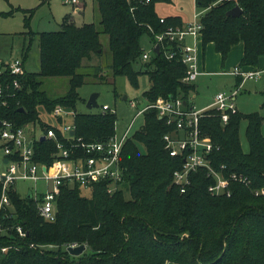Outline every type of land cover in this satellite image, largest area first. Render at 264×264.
<instances>
[{"label":"trees","instance_id":"1","mask_svg":"<svg viewBox=\"0 0 264 264\" xmlns=\"http://www.w3.org/2000/svg\"><path fill=\"white\" fill-rule=\"evenodd\" d=\"M93 1L97 25L78 26L68 14L58 31L23 33L38 39V72L27 71L23 64V75L12 76L0 60L4 66L0 71V118L18 127L38 123L43 128L39 108L51 111L62 106L73 112L75 137L84 142L106 141L115 133L116 113L78 112L76 108L81 101L78 89L88 76L83 72L85 62L94 55L102 56L101 35L107 37L113 78L125 77L138 88V78L147 77L149 87L141 95L147 102L177 95L188 100L195 86L182 82L186 66L178 56L167 60L161 48L158 55L140 62L143 36L152 45L155 35L184 26L180 17L158 16L156 6L171 0ZM236 6L241 15L227 17ZM195 7L202 10L198 20L203 55L212 44L223 66L240 44L239 65L260 64L264 57V0H195ZM164 48L177 50L174 43H166ZM25 60L23 55L22 63ZM93 76L103 81L99 67H94ZM60 78L66 79L68 89L62 95H51L44 88V79ZM243 120L246 151L238 136ZM143 122L123 146L124 181L114 194H107L102 185L90 191L65 187L56 201L55 221L46 222L32 197L9 191L11 205L0 215V264H264V195L253 192L264 188L263 118L258 113L236 112L225 125L212 114L200 120L202 132L217 149L211 157L213 165H226L228 173L247 178L248 185H230V197L211 196L207 188L212 179L205 172L193 174L181 193L172 179L182 160L170 157L162 140L171 127L158 119L154 109L144 113ZM34 149L37 160L45 164L56 150L51 141L36 142ZM74 244L84 245L85 251L70 255L67 248Z\"/></svg>","mask_w":264,"mask_h":264},{"label":"built area","instance_id":"2","mask_svg":"<svg viewBox=\"0 0 264 264\" xmlns=\"http://www.w3.org/2000/svg\"><path fill=\"white\" fill-rule=\"evenodd\" d=\"M63 4L74 7L79 11L80 0H61ZM200 15H194L193 21L182 28H169L161 34L155 35V41L148 51L143 50L140 62L146 63L153 56V49L159 46L163 49L165 59L171 60L178 56L181 64L186 66L183 83L195 84L197 78L204 74L202 70L203 53L201 55ZM163 23V18L160 19ZM174 43L177 50L164 48L165 44ZM10 75L20 76L24 73L22 58L15 57L5 62ZM222 75L234 78L235 84L229 92L219 91L211 103L204 108H195L194 105L183 99L181 95L165 99L158 97L154 102H147L140 108L139 99L129 100L128 104L135 109L136 114L126 129L116 132L104 142H84L75 137L74 126L71 122L73 112L65 107L57 106L47 111L55 120V125L41 128V136L32 129L26 133L25 126H16L13 122L0 118V156L4 166V173L0 174V215L10 207L9 191H16L18 181H29L34 184L43 183L44 189H32L31 197L37 205L38 214L46 221L53 222L56 218V201L65 187L77 186L83 191H90L95 185H102L107 194L112 195L121 188L124 181V170L120 163L121 152L126 141L132 136V129L136 121L146 111L154 109L159 120L171 127L162 140L164 149L170 157L180 158L181 167L173 172L172 183L184 193L195 173L205 172L212 183L207 190L211 196L230 197L232 183L248 185L243 175L228 173L226 165L215 167L211 157L216 149L211 138L202 132L200 120L212 114L218 117L225 125L231 115L238 112L235 100L245 81H257L264 74V57L256 67L234 65L230 70H223ZM14 87H19L16 81ZM2 93L0 91V98ZM127 100V99H126ZM44 109V108H42ZM110 111L107 105L101 106V113ZM70 119V121H68ZM144 123V122H143ZM35 124V123H30ZM142 127V126H141ZM139 130V129H138ZM73 134H70V133ZM44 137V141L55 144V152L50 163L45 164L37 160L34 144ZM7 161L4 163V161ZM17 192V191H16ZM255 196L264 195V188L253 191ZM17 233L23 237L24 232L17 227ZM74 244L69 247H76Z\"/></svg>","mask_w":264,"mask_h":264},{"label":"rangeland","instance_id":"3","mask_svg":"<svg viewBox=\"0 0 264 264\" xmlns=\"http://www.w3.org/2000/svg\"><path fill=\"white\" fill-rule=\"evenodd\" d=\"M80 10L84 8L82 13L77 14L74 7L65 5L61 0H0V13H11L10 16H0V60L4 63L11 58L22 57L26 58V69L29 72H38V39L36 36L23 34L26 30L34 32H55L60 29V21L65 15L71 14L76 25L80 26L84 23L99 22V16L93 0H80ZM75 10V11H74ZM77 15H74L72 13ZM156 12L160 17H180L183 24H188L193 21L194 15H200L201 9L195 7V0H171L168 4H159L156 6ZM25 18L28 20L25 21ZM22 33V34H21ZM101 42L103 46V53L101 57L93 56L90 62H85L83 72L87 73L86 84L78 89L81 101L78 102V112H101V106L107 105L115 111L117 116L116 132L120 134L130 124L134 115L135 109H132L128 101L139 99L141 101L140 108L145 103L141 99V95L145 89H148L149 82L147 77L142 76L138 78V88L132 85L125 77L113 78L110 65L111 57L108 50V41L105 35H101ZM140 44L145 51L151 48L149 38L143 36ZM23 49V50H22ZM241 53L240 44L235 46L223 67L218 66L219 69L230 70L235 64H239V57ZM202 55V50H201ZM206 64L219 63V58L214 52L213 48L209 46L206 50ZM204 59V57H203ZM94 67H99L100 76L103 81L98 80L93 76ZM4 66L0 65V71ZM198 80V87L188 95V102L199 109L207 103H211L213 97L218 91L224 90L229 92L235 84L233 77L222 74L204 75ZM44 88L51 95H62L68 89L66 79H44ZM197 85V84H196ZM222 86V87H221ZM116 91V95L114 93ZM98 94L96 103L97 108L92 110L86 109V102L90 95ZM121 95V96H120ZM126 96L127 100H123ZM264 100V74L257 81H245L242 89L236 97L235 104L238 112L241 114L258 113L263 118L261 133L264 136V108L262 103ZM39 120L41 122L54 126L55 120L50 116L47 110L39 108ZM70 121V119H68ZM143 125V118L140 117L133 126L132 133L141 128ZM26 133L30 134L32 129L36 131L37 136H41L43 130L38 123L25 125ZM246 121H241L238 128V136L242 143L243 150H247L246 144ZM141 150H143L141 148ZM5 171L0 156V174ZM43 183L34 184L29 181H18L16 183V191L21 196H26L29 192L32 194V189L37 188L41 191L44 189ZM89 196L87 192L84 193ZM7 251V247L2 249Z\"/></svg>","mask_w":264,"mask_h":264},{"label":"water","instance_id":"4","mask_svg":"<svg viewBox=\"0 0 264 264\" xmlns=\"http://www.w3.org/2000/svg\"><path fill=\"white\" fill-rule=\"evenodd\" d=\"M241 15V10L239 9V7H234L233 9L229 10L226 13L227 17H239ZM153 53L158 55L159 54V46H156L153 49ZM98 97V94L94 93L92 95H90V97L88 98L87 102H86V109L87 110H92L94 108H97L98 105L96 103V99ZM127 99L126 96L123 97V100L125 101ZM70 134H73L72 132ZM40 141H44V137L40 138ZM7 161L5 160L4 163H6ZM28 197H31V193L29 192L27 194ZM85 246L84 245H78L76 247H68L67 251L69 252L70 255L72 256H79L80 254H82L85 251Z\"/></svg>","mask_w":264,"mask_h":264},{"label":"crops","instance_id":"5","mask_svg":"<svg viewBox=\"0 0 264 264\" xmlns=\"http://www.w3.org/2000/svg\"><path fill=\"white\" fill-rule=\"evenodd\" d=\"M84 8L85 7H83V9H82V11L84 10ZM82 11H81V13H82ZM73 14V16L74 15H77V14H75L74 12L72 13ZM185 25V24H184ZM209 46H211L212 48H213V50H214V47H213V45L212 44H209V45H207L206 46V48H205V51H204V55H203V57H204V59H203V61H202V70H203V72H204V74H202V75H200L198 78H197V80H196V82H195V84H194V86L195 87H198V85H199V83H198V81H200V80H198L200 77H202V76H204V75H210V74H213L214 72H215V74H220V72L221 71H223V70H221V69H219V67L218 66H220L221 65V60H220V56H219V54H217L216 52H215V50H214V52L216 53V55L218 56V60H219V63H211L210 65H207L206 64V50H207V48L209 47ZM240 55L242 56V47H241V53H240ZM21 58V57H20ZM240 58L241 57H239V60L238 61H240ZM5 64V63H4ZM23 64H24V67H25V69H26V62L24 61L23 62ZM218 64H220V65H218ZM233 65H235V64H233ZM223 67V66H222ZM27 70V69H26ZM225 70H228V69H225ZM197 84V85H196ZM222 87V86H221ZM219 92V91H218ZM217 92V93H218ZM209 103H207V104H205V105H203L201 108H204V107H206L207 105H208ZM200 108V109H201Z\"/></svg>","mask_w":264,"mask_h":264}]
</instances>
